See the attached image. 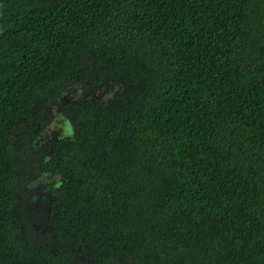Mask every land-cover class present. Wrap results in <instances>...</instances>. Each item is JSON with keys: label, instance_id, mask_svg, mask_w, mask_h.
Returning a JSON list of instances; mask_svg holds the SVG:
<instances>
[{"label": "trees", "instance_id": "trees-1", "mask_svg": "<svg viewBox=\"0 0 264 264\" xmlns=\"http://www.w3.org/2000/svg\"><path fill=\"white\" fill-rule=\"evenodd\" d=\"M0 264H264V0H0Z\"/></svg>", "mask_w": 264, "mask_h": 264}, {"label": "rangeland", "instance_id": "rangeland-1", "mask_svg": "<svg viewBox=\"0 0 264 264\" xmlns=\"http://www.w3.org/2000/svg\"><path fill=\"white\" fill-rule=\"evenodd\" d=\"M104 92H106V93H104ZM92 94H95L97 96V98H99V99L109 98L112 96L111 92H110V85H105V86H103V88L99 89L98 91H96V89H93ZM69 95H70L69 93L64 94L63 100L69 101L70 100ZM51 111H52V116H53L52 118L58 116L57 106L52 107ZM50 123L48 125V133H50L52 135V134H54L53 132H57V134L62 135L63 129H64L63 124L60 123L58 120H56L55 122H53L51 124ZM50 125H51V127H50ZM42 134H44V132L38 136V140L40 139L41 136H43ZM65 134H66V136H68L69 131H67ZM36 172L41 173L38 170H36ZM37 173H35V174H37ZM40 178H43L44 183L42 182V184L47 185L49 183V181H51V180H49V178L47 179L46 175H45V177H43L41 175L38 178H36L35 182H33L32 184L36 183V181L38 182V180H40ZM23 185H24V183H23ZM39 185H41V183L37 184V186H39ZM32 189H35V188H32ZM40 189H41V187H40ZM26 199H28V194L23 193V201H22V203H20L19 207L21 209V218H22V222L24 225V230L26 232L30 233L29 235L32 238L36 239L40 243H43V244H51V243H56V242L57 243H63L64 238L62 237V235L59 233H55L56 230L46 226L42 222V219H41L42 215H40L41 213H39L37 215L34 214V213L38 212L39 210H40V212L43 211V209H44L43 202H42V205H41V203H34L31 210H29L27 205H26ZM54 233L56 235H54Z\"/></svg>", "mask_w": 264, "mask_h": 264}, {"label": "flooded vegetation", "instance_id": "flooded-vegetation-1", "mask_svg": "<svg viewBox=\"0 0 264 264\" xmlns=\"http://www.w3.org/2000/svg\"><path fill=\"white\" fill-rule=\"evenodd\" d=\"M104 93H106V92H104ZM57 111H58V109H57ZM65 131L66 132L69 131L68 126L66 127ZM65 131L63 130L62 135L57 134V132H53L54 134L51 135L50 133H48V129L47 130L42 129L41 131H39V134L37 135L36 140L34 141L35 142L34 147L36 149L35 150L36 153H39L40 150L44 146L47 145V143H50L52 145L54 140H56L57 142H61L65 137ZM43 132H44V134H42L43 136H41L40 139L38 140V136ZM33 170H34V172L32 175H30L31 177L28 180L29 181L28 186L30 189V191L28 192V198L32 199L29 201H32V204L34 205V203H40L41 200H45L46 194H48V196H51L50 192H53V189L57 187V185L59 183V177H58V175L44 173V172H42V169H40V168L34 167ZM36 170H38L41 173H37ZM35 173H37V174H35ZM41 175L43 177H45V175H46L47 179L49 178V180H51V181H49V183L47 185L42 184L43 178H40V180H38V182L36 181V183L32 184L33 182H35V179ZM38 183H41V185L37 186ZM40 187H41V189H40ZM32 188H35V189H32Z\"/></svg>", "mask_w": 264, "mask_h": 264}, {"label": "water", "instance_id": "water-1", "mask_svg": "<svg viewBox=\"0 0 264 264\" xmlns=\"http://www.w3.org/2000/svg\"><path fill=\"white\" fill-rule=\"evenodd\" d=\"M76 97H78V95H76ZM58 114V116L57 117H54L53 119H52V121H51V123H53V122H55L56 120H58L60 123H62L63 124V126H64V131H65V129H66V125H67V122H66V119L64 118V116L60 113V112H58L57 113ZM50 123V124H51ZM50 127H51V125H50ZM66 133V132H65ZM65 136H66V134H65Z\"/></svg>", "mask_w": 264, "mask_h": 264}]
</instances>
